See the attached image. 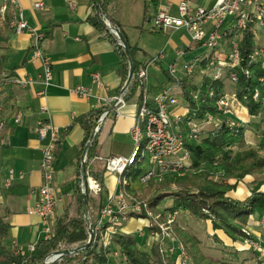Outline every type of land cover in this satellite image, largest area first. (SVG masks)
Instances as JSON below:
<instances>
[{"label": "crops", "instance_id": "1", "mask_svg": "<svg viewBox=\"0 0 264 264\" xmlns=\"http://www.w3.org/2000/svg\"><path fill=\"white\" fill-rule=\"evenodd\" d=\"M37 1L42 2V8L32 7ZM180 1L182 0H156V9L164 5L171 15H175ZM187 1L210 8L215 0ZM16 2L30 27L48 32V37L42 41L40 47L49 59L52 71L50 82L45 84L42 62L32 56V33L27 30L20 33L3 30L0 54L4 60L2 74L7 77L0 95L1 116L5 120V125L0 128V140H3V144H0V218L7 226V237L2 244L12 252L17 250L27 255L28 245L44 238V225L40 218L26 211L38 200L37 189L41 184L39 164L42 143L36 133L37 121L48 119L61 132L52 180L56 204L49 224L53 229L55 221L62 215H79L75 187L78 182L77 170L80 169L84 132L74 120L100 107L107 100L116 98L124 86L118 71L119 60L111 43L87 19L92 0ZM156 9L144 0H114L109 10L112 19L122 30L126 43L134 48V60L138 64L142 65L159 53L163 54L161 59L153 61L149 67L144 89L149 107L154 108V99L163 90L171 88L169 95L177 103L168 106V113L172 117L183 116L188 109L187 102L182 97L179 86H175V81L168 75L167 65L174 61L178 64L193 63L196 69L191 76L179 75L181 80L185 79L191 86L198 87L203 81L199 68L210 53L205 47L192 42L183 29L155 31L151 18ZM92 73H98V80L92 78ZM27 79L31 82L22 84ZM77 86L89 88L91 95L82 97L74 94L73 89ZM137 97L136 92L128 101H123L113 110L112 117L104 122L98 141L99 156L102 159L115 155L127 156L131 152V129L138 109ZM41 107H45L47 112H42ZM18 111H22L23 116L16 124L12 118ZM241 116L249 123L258 122V118L250 119L244 113ZM67 127L69 129L64 131ZM245 131L247 132L246 129ZM255 140L246 139V142H256ZM258 179L254 175L245 176L227 196L244 199ZM7 180L9 184L5 185ZM128 187L137 195L146 191V187L140 185L136 179H132ZM118 189L117 177L106 171L103 176L102 204ZM171 204L170 200L165 207ZM157 208L163 209L160 204ZM203 222L211 241L209 244L205 243V251L203 239L196 232L193 234L201 241L204 254L220 258L212 255V251H215L220 252L224 259L238 263L264 264V211H255L245 225L253 236V241L263 250L262 256L251 249L248 244L250 238L232 241L221 230H212L208 220ZM176 229L174 224L175 233ZM123 234L136 236L138 247L144 251L149 250L151 239L147 220L129 219L123 226ZM104 264L124 263L119 256L110 254Z\"/></svg>", "mask_w": 264, "mask_h": 264}, {"label": "built area", "instance_id": "2", "mask_svg": "<svg viewBox=\"0 0 264 264\" xmlns=\"http://www.w3.org/2000/svg\"><path fill=\"white\" fill-rule=\"evenodd\" d=\"M42 5L41 1H37L33 3L32 7L40 9ZM70 6L72 7L73 4ZM247 22L251 23L255 44V49L249 58L252 62L260 63L264 69L263 0H215L210 8L182 0L176 6L175 15H171L166 6L160 5L151 18L152 28L155 31L168 32L183 29L192 42L207 49L210 56L205 59V65L199 68L203 79L218 81L228 77L230 82L234 84L237 82L234 69L239 62L238 31ZM103 23L116 36V30L112 23L108 19H104ZM206 25H208L207 28ZM4 27L14 33H20L24 30L32 33L34 37L32 56L41 60L45 84H48L52 78L51 66L49 59L42 53L40 47L46 34L42 30L28 25L16 0H0V28L3 29ZM162 57L163 54L159 53L139 66L137 78L144 85L148 78L151 63ZM195 67L193 63L178 64L174 61L167 65L166 70L170 78L175 81V86H179L181 80L179 73L189 77L194 73ZM91 76L95 81L98 80V73H92ZM259 80L263 81V78ZM30 82L27 79L26 81L23 80L22 84H29ZM200 85L195 90L190 91V96L196 98ZM123 89L116 98L109 99L102 105L110 106L115 103L118 107L123 102ZM170 89L163 90L154 99V108L149 107L147 96L145 92L143 93L131 129L133 139L131 152L127 156H109L105 161L106 171L117 177L119 189L109 195L106 202L102 204L98 212L97 222L94 227L91 226V230L93 234L98 235L102 248L109 255H117L123 261L125 257L112 247V239L117 234H123V226L129 219L138 218L147 220L151 244L157 243L162 264H191L188 253L175 235L174 224L178 212H168L158 208L152 209L147 200L128 193L125 188L129 186L132 180L131 172L139 169L135 179L143 187L151 182L160 181L166 174L183 176L192 172L189 151L185 147L184 136L179 127L186 121V118L188 135L194 140H201L209 130L214 131L222 126L233 129L249 123L241 116V113L246 114L250 119L258 118L248 114L247 108L238 101L235 92L230 96L224 93L216 100L215 106L221 112L220 117L207 115L204 119L199 120L196 118V111L188 107L183 116L172 117L168 113V106L176 104L177 101L170 97ZM73 93L78 96L89 97L91 90L84 86H77L73 89ZM211 96L212 91L208 93V97ZM258 97L259 92L255 89L252 99L256 101ZM1 109L2 105L0 104V128L5 125V120L1 116ZM40 109L42 112H47L45 107ZM22 116L23 112L18 111L12 118L13 122L18 124ZM36 133L38 140L42 143L39 164L41 184L37 189L38 200L26 211L28 214L40 218L44 225V238H49L52 234L49 220L56 204L52 187L54 160L61 132L48 119H40L36 124ZM0 144H3L2 139ZM82 160L84 159L82 158ZM145 163L146 165H144ZM8 184L9 180L6 181L5 185ZM86 189L96 193L99 187L91 177H87V188L81 184L82 193ZM242 232L247 237L250 235L245 226L242 228ZM248 244L259 256L263 255V250L253 240L250 239ZM34 245H28V252L33 250ZM19 252L14 251L15 254ZM49 260L48 257L46 261L49 262Z\"/></svg>", "mask_w": 264, "mask_h": 264}, {"label": "trees", "instance_id": "3", "mask_svg": "<svg viewBox=\"0 0 264 264\" xmlns=\"http://www.w3.org/2000/svg\"><path fill=\"white\" fill-rule=\"evenodd\" d=\"M113 1L92 0L87 19L111 43L118 57L120 66L118 71L124 86L123 101H128L137 92V105L139 107L145 85L137 78V70L140 64L134 60L135 50L129 46L133 57L134 71L130 82L126 85L128 74L127 53L117 37L103 23L104 19H108L115 30L123 35L122 30L110 14L109 9ZM144 2L156 9V0H144ZM6 29L8 28H0V38L3 30ZM45 34L48 37V32H45ZM237 46L239 62L234 69L237 77L235 86H239L241 89L236 92V97L247 108L249 115L258 117L256 129L263 140L261 144L263 153L247 145L243 126L233 129L222 126L217 130L207 131L206 136L201 140H194L188 135L186 118V121L180 124L179 127L184 136L185 147L189 151L190 167L193 171L183 176L166 174L160 181L151 182L145 186L152 187L160 183L161 186L156 189V192L163 185H171L176 189L165 194L157 192L153 197L147 199L152 209H156L164 198L171 197L172 204L165 207V211H177L186 213L194 219L208 220L212 230H221L232 241L247 237L242 232V228L246 225L249 216L254 214L255 211H264V69L260 63L252 62L249 58L255 49L250 22H247L238 31ZM1 48L2 45L0 44ZM3 62V56L0 54V95L3 92L7 77L6 74L2 76ZM204 65L205 63H203ZM260 78H263V81H260ZM223 87V80L212 81L204 78L196 98H193L189 93L195 90L196 87L191 86L185 79L179 81V90L182 97L187 102L188 108L196 111V118L199 120L204 119L207 115L221 116L215 102L224 94ZM255 89L259 92L256 101L252 99ZM210 91H212V96L208 97ZM0 104L2 105L1 102ZM108 107V105H101L74 120L84 132L81 144L84 174L86 177H91L99 187L97 193H93L88 189L84 192L87 202V221L84 219L81 210L83 193L81 191V171L78 169V182L75 192L78 195L79 215L69 217L64 214L59 217L55 221L51 236L38 240L33 250L27 255L21 252L15 254L2 244V241L7 237V226L0 218V264H42L53 251L64 248H78L85 245L88 240V225L94 227L102 206L106 159L99 156L98 141L104 122L113 114V110L108 112ZM102 116L97 132L91 138V134ZM69 127L64 131H67ZM88 140H90V143L83 155ZM138 173L139 169L133 170L131 178L135 179ZM247 175L259 177L250 194L241 200L228 197V192L233 191L238 181ZM175 235L188 253L192 264H242L234 260L207 256L201 250V241L189 229H179ZM248 238L254 240L251 235ZM112 247L125 257L124 264H162L161 254L155 242L151 244L148 251H144L138 247L136 236L121 233L113 237ZM108 255V252L102 248L98 235L93 234L90 243L85 248L62 256L59 260L49 264H104Z\"/></svg>", "mask_w": 264, "mask_h": 264}, {"label": "rangeland", "instance_id": "4", "mask_svg": "<svg viewBox=\"0 0 264 264\" xmlns=\"http://www.w3.org/2000/svg\"><path fill=\"white\" fill-rule=\"evenodd\" d=\"M188 35V34H187ZM189 36V35H188ZM190 38V37H189ZM3 76V75H2ZM223 84H224V87H223V92L230 96L233 91H235V94L236 92L241 89V87L239 86H235L234 83L230 82V80L228 79V77H224L223 79ZM258 121V119H257ZM256 124H252V123H247V124H243L242 126L247 130V132L245 131L244 132V135H245V142H246V139L249 141V139L253 140V139H256L255 141L256 142H252L250 141L249 143H247V145H250L252 147H254L256 150H258L259 152L263 153V148L261 147L262 145V138L260 137V133L259 131L256 129ZM146 165V163L144 164ZM164 183V182H162ZM161 184L159 183L158 185H155V186H152V187H146V191L144 192V194L142 195H137L136 193L132 192L129 187H126L125 190L128 192V193H134L133 195L134 196H138L139 198H142L144 200H147L151 197H153L156 193V189L158 187H160ZM163 186H166V185H163ZM162 186V187H163ZM160 188V190H157V192L159 194L161 193H168L170 191H174L176 190L173 186L169 185V186H166L165 188ZM170 200L172 202V198L171 197H166L164 198L159 204H160V208L162 207H165L167 206L169 203H170ZM164 209V208H163ZM161 209V210H163ZM176 231H178L179 229H181V227H187L189 229L190 232H196L197 234H199V236L203 239V249L205 251V246L206 244L210 243L211 241L208 239L209 236H207V232H206V224L202 221V220H198V219H194L193 217H191L190 215L186 214V213H179L178 212V215H177V219H176ZM206 243V244H205ZM202 245V244H201ZM209 253V252H207ZM211 255V254H210ZM212 255L214 256H219L220 258H223L222 257V254L220 252H215V251H212Z\"/></svg>", "mask_w": 264, "mask_h": 264}, {"label": "water", "instance_id": "5", "mask_svg": "<svg viewBox=\"0 0 264 264\" xmlns=\"http://www.w3.org/2000/svg\"><path fill=\"white\" fill-rule=\"evenodd\" d=\"M116 37H117V39L119 40L120 44L123 46V48L125 49V51L127 53L128 74H127L126 83H125L127 85L130 82V80L132 78V75H133V71H134L133 57H132V54L130 52V48H129L128 44L126 43V40H125L124 36L120 32L116 31ZM116 106L117 105H115V103L110 105L108 107V112L116 109ZM102 118H103V116L101 117L100 120H98V122L96 124V127H95L94 131L91 134V138L97 132L98 126L100 125V122L102 121ZM89 143H90V140L87 141V143H86V145L84 147V150H83V153H82L83 155H84L85 151L87 150V148L89 146ZM80 171H81L82 184H83L84 188H87V177L84 174V161L82 160V158H81V161H80ZM81 210H82V214H83L84 219L87 221V219H88V217H87V214H88V212H87V202H86V199H85L84 192H83L82 197H81ZM87 234H88V240L85 243V245H83L81 247H78V248H64V249L53 251L50 254V256H49V258H50L49 262L48 261H44L42 264L52 263V262L56 261L58 258H60L62 256L69 255V254H71L73 252H76V251H78L80 249L85 248L90 243V241L92 239V236H93V233H92V230H91V225H88Z\"/></svg>", "mask_w": 264, "mask_h": 264}]
</instances>
